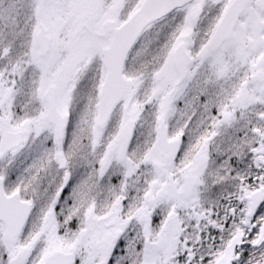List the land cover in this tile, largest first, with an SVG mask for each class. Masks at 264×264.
Wrapping results in <instances>:
<instances>
[{
    "label": "snow or ice",
    "instance_id": "snow-or-ice-1",
    "mask_svg": "<svg viewBox=\"0 0 264 264\" xmlns=\"http://www.w3.org/2000/svg\"><path fill=\"white\" fill-rule=\"evenodd\" d=\"M0 264H264V0H0Z\"/></svg>",
    "mask_w": 264,
    "mask_h": 264
}]
</instances>
